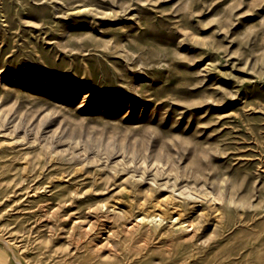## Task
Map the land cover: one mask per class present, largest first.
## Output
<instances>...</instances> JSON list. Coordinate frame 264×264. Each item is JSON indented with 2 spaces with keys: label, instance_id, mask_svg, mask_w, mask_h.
I'll return each instance as SVG.
<instances>
[{
  "label": "rangeland",
  "instance_id": "1",
  "mask_svg": "<svg viewBox=\"0 0 264 264\" xmlns=\"http://www.w3.org/2000/svg\"><path fill=\"white\" fill-rule=\"evenodd\" d=\"M0 252L264 264V0H0Z\"/></svg>",
  "mask_w": 264,
  "mask_h": 264
},
{
  "label": "bare ground",
  "instance_id": "2",
  "mask_svg": "<svg viewBox=\"0 0 264 264\" xmlns=\"http://www.w3.org/2000/svg\"><path fill=\"white\" fill-rule=\"evenodd\" d=\"M173 218V221H176V224H177V228L180 229V230H186L187 229V224H184L183 222H179L176 220L177 217H171ZM158 219H160L159 216H157L156 214H153V215H145V214H141L139 216L136 217V220L137 221H146V222H152V221H157ZM1 254V252H0ZM2 256V254L0 255ZM4 257V256H3ZM2 257V259H3Z\"/></svg>",
  "mask_w": 264,
  "mask_h": 264
}]
</instances>
